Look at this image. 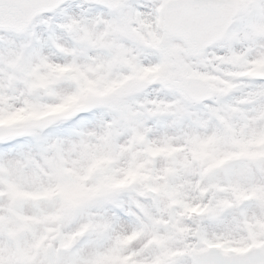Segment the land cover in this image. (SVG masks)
Returning <instances> with one entry per match:
<instances>
[{
	"label": "snow or ice",
	"instance_id": "snow-or-ice-1",
	"mask_svg": "<svg viewBox=\"0 0 264 264\" xmlns=\"http://www.w3.org/2000/svg\"><path fill=\"white\" fill-rule=\"evenodd\" d=\"M0 264H264V0H0Z\"/></svg>",
	"mask_w": 264,
	"mask_h": 264
}]
</instances>
